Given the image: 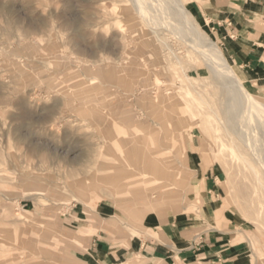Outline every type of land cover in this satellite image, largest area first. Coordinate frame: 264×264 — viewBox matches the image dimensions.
Returning <instances> with one entry per match:
<instances>
[{
	"label": "rangeland",
	"instance_id": "1",
	"mask_svg": "<svg viewBox=\"0 0 264 264\" xmlns=\"http://www.w3.org/2000/svg\"><path fill=\"white\" fill-rule=\"evenodd\" d=\"M208 3L186 7L264 102V75L245 74L221 48ZM130 9L127 0H0V264H82L68 251L82 239L103 230L140 241L156 215L202 234L207 206L226 209L239 264H264V195L212 119L218 90L203 66L189 69L199 60L184 49L189 81L163 44L144 47L138 32L149 29ZM50 53L56 64L46 69ZM101 67L112 80L94 74ZM117 157L124 171H100ZM154 162L164 197L144 169ZM118 173L123 196L109 180Z\"/></svg>",
	"mask_w": 264,
	"mask_h": 264
},
{
	"label": "crops",
	"instance_id": "2",
	"mask_svg": "<svg viewBox=\"0 0 264 264\" xmlns=\"http://www.w3.org/2000/svg\"><path fill=\"white\" fill-rule=\"evenodd\" d=\"M203 11L218 44L235 66L245 74L263 76L264 0H209L208 7ZM109 161L110 165L100 171H124L122 165L125 160L117 157ZM144 169L153 185L157 186L156 191L160 190L159 195L164 197L166 184L162 183L164 178L160 175L157 164L154 162L150 166L145 165ZM123 174L109 177L119 196L124 195L126 187V177ZM76 192L79 197L84 194V191ZM119 208L123 210L124 205L119 204ZM186 210L184 208L183 212ZM206 210L204 214L207 229L202 234L176 231L169 216L156 215L146 221L151 232L143 234L140 241L124 235L111 236L100 230L96 235L82 239L81 246H72L68 251L75 262L82 264H239L238 258L242 251L239 249L240 245H232L233 238L231 227L227 225L226 209L219 207L214 212L207 206ZM111 218L112 221L116 219ZM183 218L185 217L176 216L174 224L182 225ZM37 221L29 219L32 224ZM90 229H79V232ZM125 242L128 248L123 246Z\"/></svg>",
	"mask_w": 264,
	"mask_h": 264
},
{
	"label": "bare ground",
	"instance_id": "3",
	"mask_svg": "<svg viewBox=\"0 0 264 264\" xmlns=\"http://www.w3.org/2000/svg\"><path fill=\"white\" fill-rule=\"evenodd\" d=\"M127 1L130 4V10L134 11L149 29L150 37L141 31L138 32V37L141 40L139 42L143 43L144 47L151 48L150 40L163 44L162 48L167 50V55L171 56L174 64L181 68L184 79L187 81H189L188 72L185 71L178 51L184 49L188 58L193 61L199 60L197 66L189 67V69L197 71L203 66L208 76L209 83L207 85L218 90L214 97L215 103L220 108L210 109L212 119L219 124L217 130H223L226 133L231 150L248 171L254 188L260 190L264 195V102L247 90L217 43L197 24L194 15L186 7L189 0ZM163 31L173 36L177 40V44L169 43ZM139 42L138 44H140ZM51 55L52 53L49 54L45 63L46 69L55 63ZM31 69L35 73L30 77L36 79L41 74L40 70L33 67ZM93 71L94 74L101 73V76L108 82L112 80L111 76L105 77L107 71L104 67ZM26 76L29 77L28 73H25ZM137 77H140V73ZM204 99L206 97L199 94V100L204 102ZM25 185L35 191L34 188L38 183L29 180ZM32 195L42 194L34 193Z\"/></svg>",
	"mask_w": 264,
	"mask_h": 264
}]
</instances>
